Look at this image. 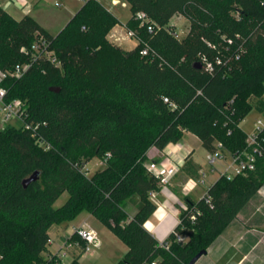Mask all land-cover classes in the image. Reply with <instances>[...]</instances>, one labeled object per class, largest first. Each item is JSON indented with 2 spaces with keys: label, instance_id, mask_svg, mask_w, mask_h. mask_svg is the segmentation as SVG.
<instances>
[{
  "label": "trees",
  "instance_id": "16d2710c",
  "mask_svg": "<svg viewBox=\"0 0 264 264\" xmlns=\"http://www.w3.org/2000/svg\"><path fill=\"white\" fill-rule=\"evenodd\" d=\"M122 1L132 14L126 26L141 40L129 52L105 39L119 20L101 1L88 0L56 36L31 16L17 21L0 8L1 70L32 63L39 35L62 65L41 58L3 84L6 102L24 103L29 127L0 130V264H57L44 255L49 230L83 213L128 247L118 264H189L264 187L263 158L254 172L211 184V204L186 198L169 249L145 228L157 210L151 193L161 189L148 171L151 149L163 151L191 133L207 152L221 142L235 153L246 146L241 122L251 110L264 112L263 95L248 99L249 112L241 105L248 92L264 89V0ZM138 13L157 26L153 34ZM177 14L189 23L182 40L165 30ZM145 43L155 54L141 55ZM217 56L227 64L206 72L203 59ZM93 159L104 166L87 175ZM199 169L190 155L181 172L198 180ZM65 193L67 202L55 208Z\"/></svg>",
  "mask_w": 264,
  "mask_h": 264
},
{
  "label": "built area",
  "instance_id": "2783aa9c",
  "mask_svg": "<svg viewBox=\"0 0 264 264\" xmlns=\"http://www.w3.org/2000/svg\"><path fill=\"white\" fill-rule=\"evenodd\" d=\"M77 1L85 4L88 0ZM56 4L59 5L58 3ZM112 4L114 6L120 4L124 7L127 6V3H122L117 0H114ZM9 7H18L20 10L25 11L31 9V4L28 0H0V8L7 11ZM135 19L140 22V26L146 25L150 34H153L156 31L157 26L146 14L138 13L135 16ZM188 27V20L182 14H177L171 19L169 24L165 27V30L177 40H182L188 34ZM122 34H124V36H122ZM122 34L117 37L118 35L115 33V35H113L114 40L119 42L121 40L129 39L136 40L137 44L141 43V40L137 37L136 32L126 28V26L122 29ZM232 43V40H228L227 42L229 46H231ZM151 53H154L153 49L145 43L141 49V55L149 56ZM31 54L32 63L44 58L55 67H62L55 52L51 49L50 41L42 35H39L36 38L31 48ZM236 59H238V56ZM32 63L18 64L12 69H7L5 71L0 69V110L2 113L1 129L11 125L12 120L14 119L20 122L22 126H25L26 128L29 127L27 122L28 114L24 103L21 100L6 102L5 99L8 91L3 87V84L8 79L22 78L31 68ZM225 64L227 63H225L222 56H217L214 60H208L206 58L203 59L204 70L208 73H213L215 67ZM165 101H167V99ZM259 114H261L262 118L257 119L254 123L253 131L250 134H246V146L243 150L230 153L227 151L223 143L216 142L215 151L207 152L206 163L208 168H202L199 170V178L197 180L198 185L206 186L208 184V174L215 171L219 172V178L226 177L227 179H232L236 176L247 175L256 170L259 160L264 158V112ZM219 165L222 167V170L218 168ZM147 167L148 171L158 178L161 188L167 187L172 182L173 178L181 172V166L177 165L171 159L163 162L151 161ZM84 171L86 173L88 172L86 166L84 167ZM210 186L211 185L206 187L205 194L202 197V199H204L208 204H211V199L208 194ZM157 193L158 192L151 193L152 200L156 198ZM191 220L195 221L196 215H192ZM175 236L177 242H186V238L182 235L175 233ZM161 246L165 249H169V244L167 242L162 243ZM101 247L102 240L98 231L87 222H84L83 224L73 228V232L66 235L63 239L56 240L55 238L49 237L47 241L48 250L46 252V258L54 260L57 264H63V261L69 258H72L73 261L76 257L92 255L94 252L100 250ZM49 249L52 250L49 251ZM151 264L157 263L153 262Z\"/></svg>",
  "mask_w": 264,
  "mask_h": 264
},
{
  "label": "crops",
  "instance_id": "0c3cea01",
  "mask_svg": "<svg viewBox=\"0 0 264 264\" xmlns=\"http://www.w3.org/2000/svg\"><path fill=\"white\" fill-rule=\"evenodd\" d=\"M28 1L32 6L31 11L29 12L22 11L18 7H9L7 11L9 12L11 9L15 10L13 15H11L17 21H20L27 15L31 16L40 24V26L54 36L58 35L67 26L70 20L74 18L83 6V4L80 3V6L75 7L72 3L73 0H50L53 1L55 6L65 8V14L63 17H66V21L63 24L60 23L58 26V32L53 33L51 31V25L44 21L48 17H45V15H47L45 10H48L49 8V4L46 3L47 1ZM100 1L118 18L119 24L113 29V32L116 33V35H121L122 29L127 25V21L130 18V6L127 5L124 7L121 4L114 6L112 4L114 0ZM59 18L62 19V16L59 15ZM136 46L137 45H135V47ZM187 138H194L202 145V142L195 135L187 133L180 143L171 144L163 151L151 149L149 152L150 161L163 162L171 159L177 165L182 167L186 159L191 155V159L194 163L202 166L196 161V150ZM198 190V183L182 172L174 177L167 187L161 188L157 193L156 198L153 200L157 205V210L146 222L145 228L159 241L160 244L166 242L170 234L173 233L175 228L179 225L181 210L187 208L185 199L190 198L192 201L196 202L202 199L205 194V189L202 190L199 195L197 194ZM250 207L251 210L249 209ZM134 213L135 210L132 209L131 214ZM86 217L94 218L90 214H87ZM75 220L69 225L74 224ZM94 220L96 219L94 218ZM84 221H87V219ZM96 222L99 223L98 220H96ZM99 224L102 226L101 223ZM72 226L77 227L78 225ZM73 227L72 229H69L68 225L65 228L62 226H53L50 230H54L56 233L55 239L59 240L63 239L66 235L71 234L73 232ZM50 250L52 249H49V251ZM196 264H264V187L261 188L255 198L238 215L233 224L216 239L207 250V254Z\"/></svg>",
  "mask_w": 264,
  "mask_h": 264
},
{
  "label": "rangeland",
  "instance_id": "374dc122",
  "mask_svg": "<svg viewBox=\"0 0 264 264\" xmlns=\"http://www.w3.org/2000/svg\"><path fill=\"white\" fill-rule=\"evenodd\" d=\"M46 1H47L46 3L49 4V8H48V10H45V13L47 14V15H45V17L46 16H48V17L44 21L47 22L48 24H50L51 25L50 26L51 31L53 33H56L59 30L57 28H59L58 26L60 25V23L63 24L66 21V17H63L65 14V8L55 6L53 4V1H50V0H46ZM121 2L126 3L124 1H121ZM72 3L74 4L75 7L81 5L76 0H73ZM31 8H32V6H31ZM29 11H31V9L25 10V12H29ZM14 12H15V10L11 9L8 12V14L10 16H12ZM59 15L62 16V19L59 18ZM129 15H130L129 16L130 18L128 17L129 18L128 21L132 18V14H129ZM124 21H126V20H124ZM126 28H127V26H126ZM113 29L106 33L105 39H108V41L111 44L120 47V49H122L125 52L132 51L135 48V45H137L136 40H130L129 41V39H125V40H121L119 42H116L113 38V35H115V33L113 32ZM122 36H124V34H122ZM117 37H119V35ZM127 40H128V42H127ZM125 41H126V43H125ZM1 53L4 54V58L2 61H7L9 63L10 62L9 59L6 58V55L9 56V58H10L9 49L2 50ZM261 95L264 96V89H257V90H253L251 92H248L246 94V96L242 98L243 100L241 101V105L243 108L246 109L245 110L246 112H249V110H250V107L248 105V99H250L252 97H261ZM260 118H262V116H261V114H259V112H257L256 110H251L247 114L245 119L241 122V124H240L241 129L244 131V133L250 134L253 131L254 123L256 122L257 119H260ZM1 121H2V113L0 110V130L2 127ZM11 125L16 127V128L21 126L20 122H18L15 119L12 120ZM187 140L193 145V147L196 150L195 159L198 163H200L202 165V166H200V168H208L207 163H206V155H207L206 150L202 147V145L200 144V142H198V140H196L194 138H187ZM103 166L104 165H103V162L101 160L93 159L92 161H90L86 165L88 175H93L95 172L101 170L103 168ZM218 168L220 170H222V167L220 165L218 166ZM180 173H182V172H180ZM219 175L220 174L217 171H215L213 173H209L207 176L208 184L206 186L199 185V190L197 191V194L198 195L201 194V191L204 189L206 191V187L213 184L214 182H216V180L219 179ZM195 181L197 182V180H195ZM195 196H197V195H195ZM68 198H69L68 193L63 194L60 197V199L55 203V208H59V207L63 206L67 202ZM249 209L251 210V207ZM87 214L88 213L81 214L75 220V223L68 225V227H69V229H72V227H73L72 225H78L79 226V224L81 225L84 222H87L88 224L93 226L98 231L99 236L102 240V247L100 250L94 252L92 255L80 256V258H79L80 262L82 264H118V262L120 260H122L123 257L126 255V252H128V247L119 238H117L116 235L113 234V232L108 227L103 225L101 222H99V223H101L102 226L98 222H96L97 219L94 220V218H87L86 217ZM86 219H87V221H84ZM62 227L65 228L67 226H62ZM75 227H73V228H75ZM49 234H50L49 237H51V238L56 237V233L54 232V230H49ZM44 255L46 256V253ZM71 261H72V258L66 259L63 261V264H69Z\"/></svg>",
  "mask_w": 264,
  "mask_h": 264
},
{
  "label": "water",
  "instance_id": "95a60500",
  "mask_svg": "<svg viewBox=\"0 0 264 264\" xmlns=\"http://www.w3.org/2000/svg\"><path fill=\"white\" fill-rule=\"evenodd\" d=\"M199 68L201 65L199 64ZM37 175H34L31 180H34ZM28 182V181H27ZM207 254V250L200 251L190 262L189 264H196L203 256Z\"/></svg>",
  "mask_w": 264,
  "mask_h": 264
}]
</instances>
